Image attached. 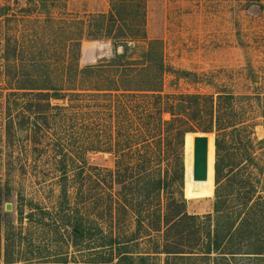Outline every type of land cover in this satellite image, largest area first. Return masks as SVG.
<instances>
[{"label": "trees", "instance_id": "1", "mask_svg": "<svg viewBox=\"0 0 264 264\" xmlns=\"http://www.w3.org/2000/svg\"><path fill=\"white\" fill-rule=\"evenodd\" d=\"M34 1L38 4L24 11H42L43 17L33 20L43 36L30 38L40 43L19 50L17 39L5 38V130L7 142H31L36 157L52 158L62 181L70 172L94 171L88 173L93 187L103 192L90 196L91 221L69 222L74 245L100 241L93 249L105 254L96 264L132 263L124 242L144 238L153 252L134 259L138 264L161 255L164 264H264V179L248 166H236L225 150L227 130L240 129L236 97L164 94L169 68L162 40H149L135 56L137 42L147 39L146 0H111L108 13L88 21L54 16L50 6L65 0ZM2 11L0 6V17L10 19ZM85 38L109 40L114 56L81 68ZM196 132L210 134L209 142L214 133L216 146L213 213L203 215L190 214L184 197L193 167L184 143H194ZM95 151L113 153L115 166H89L87 154ZM249 159L264 175L252 154ZM61 192L69 198L67 186ZM31 205L30 221L36 211L51 215ZM128 221L136 229L125 236L118 227ZM7 256L8 264L16 263Z\"/></svg>", "mask_w": 264, "mask_h": 264}, {"label": "rangeland", "instance_id": "2", "mask_svg": "<svg viewBox=\"0 0 264 264\" xmlns=\"http://www.w3.org/2000/svg\"><path fill=\"white\" fill-rule=\"evenodd\" d=\"M35 3L38 4L34 0H0L2 12L10 18L0 17V264H8L7 254L16 261L15 264H28V261L32 264H64L63 261L96 264V260H101L100 254H105H96L93 249L100 241L85 239L74 245L69 224L76 219H93L90 215L95 204H88L90 196L97 189L103 192L102 188L93 187L88 173L94 175V171L89 169L82 176L70 172L69 179L62 181L54 160L47 154L36 157L31 142H7L5 38L9 35L13 41L17 39L13 44L19 50L40 43H32L30 38L37 33L43 36L42 28L37 20H33L42 18L43 13L35 10L28 15L24 11L34 8ZM54 5L50 6L54 16L85 21L92 15L111 10V0H65L56 1ZM146 32L147 39L136 44L135 56H139L149 40H162L169 68L164 79V94L217 96L231 93L236 97L240 129L239 132L227 130L226 154L233 163L239 162L236 166H248L264 179L261 170L249 162V154H252L264 171V0H146ZM113 56V45L109 40L85 38L79 65L84 68ZM211 134L215 142V135ZM238 134H241V140ZM214 142H209L212 165L209 164L208 179L194 181L193 167L185 178L184 197L190 214L213 213L216 189ZM189 143L194 145L185 142L184 149L187 148L188 158H193L194 148H190ZM115 159L113 153L97 151L89 152L86 157L89 166L101 168H113ZM246 172L247 169L243 174H248ZM62 186H67L68 199L61 192ZM103 196L106 197V193ZM31 204H39L51 215L36 211L30 221L27 216L32 210ZM8 205L11 210L7 209ZM118 228L125 236H130L136 229L132 221L122 223ZM124 244L135 260L153 252L154 245L146 238ZM164 258L165 255H161L150 264H164ZM134 259L127 264H138Z\"/></svg>", "mask_w": 264, "mask_h": 264}, {"label": "water", "instance_id": "3", "mask_svg": "<svg viewBox=\"0 0 264 264\" xmlns=\"http://www.w3.org/2000/svg\"><path fill=\"white\" fill-rule=\"evenodd\" d=\"M215 144V142H214ZM209 172V135L206 133L197 134L194 137V154H193V180L206 181ZM215 174V164H214ZM187 187L185 185L184 191ZM11 210L10 205L7 206Z\"/></svg>", "mask_w": 264, "mask_h": 264}]
</instances>
